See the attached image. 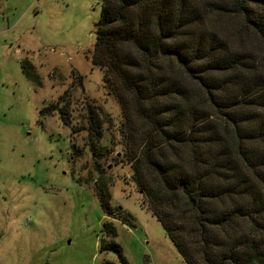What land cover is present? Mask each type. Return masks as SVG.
Segmentation results:
<instances>
[{"label":"trees","instance_id":"1","mask_svg":"<svg viewBox=\"0 0 264 264\" xmlns=\"http://www.w3.org/2000/svg\"><path fill=\"white\" fill-rule=\"evenodd\" d=\"M217 12L241 17L261 52L239 30L230 38L212 27ZM95 37L92 62L106 68L121 104L132 178L183 259L264 264V0H102ZM55 111L69 125L58 103L40 113ZM132 116L149 130H137ZM88 124L97 164L104 149L92 107ZM105 188L95 191L111 216ZM102 230L110 238L102 249L128 264L115 225Z\"/></svg>","mask_w":264,"mask_h":264},{"label":"rangeland","instance_id":"2","mask_svg":"<svg viewBox=\"0 0 264 264\" xmlns=\"http://www.w3.org/2000/svg\"><path fill=\"white\" fill-rule=\"evenodd\" d=\"M101 8L102 0H0V264H124L102 249L110 239L104 222L115 225L128 264H187L132 178L121 104L105 84L106 68L92 62ZM211 24L230 38L239 30L261 52L241 17L217 12ZM53 103L66 109L69 125L59 111L41 115ZM89 107L101 121L97 164ZM101 184L111 216L95 191Z\"/></svg>","mask_w":264,"mask_h":264}]
</instances>
